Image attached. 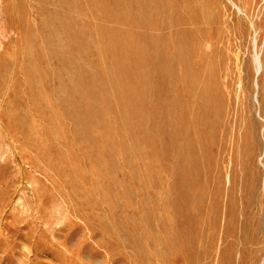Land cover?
Segmentation results:
<instances>
[{"label":"rangeland","instance_id":"obj_1","mask_svg":"<svg viewBox=\"0 0 264 264\" xmlns=\"http://www.w3.org/2000/svg\"><path fill=\"white\" fill-rule=\"evenodd\" d=\"M185 218L264 264V0H0V264H181Z\"/></svg>","mask_w":264,"mask_h":264},{"label":"bare ground","instance_id":"obj_2","mask_svg":"<svg viewBox=\"0 0 264 264\" xmlns=\"http://www.w3.org/2000/svg\"><path fill=\"white\" fill-rule=\"evenodd\" d=\"M256 63H257V74L259 76L262 72V62H261V58L259 54H257L256 56ZM187 217H190V216H186V218ZM186 218H185L186 223H188ZM200 221L201 220L195 221L194 224H192L194 225V227L196 226V231H194L196 232V235L192 234L193 233L191 232L192 225L190 223H188L189 229L184 235L174 230L170 232L168 236L166 254L169 255V254L178 252L180 255L179 262L181 264H198V263L201 264V262H204L206 260H208V262L205 264H216V263L217 264H232V257L229 254L225 252H220V253L214 252L213 247L215 244L209 245L206 249L204 248V249L197 250L196 243H198V240H200L199 237L201 236V234L205 232L203 231V229L202 230L199 229ZM218 255H219V259L216 262V258Z\"/></svg>","mask_w":264,"mask_h":264}]
</instances>
